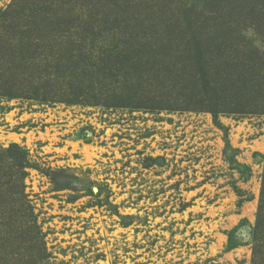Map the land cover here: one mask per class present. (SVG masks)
I'll use <instances>...</instances> for the list:
<instances>
[{
	"label": "rangeland",
	"instance_id": "374dc122",
	"mask_svg": "<svg viewBox=\"0 0 264 264\" xmlns=\"http://www.w3.org/2000/svg\"><path fill=\"white\" fill-rule=\"evenodd\" d=\"M12 1L0 0V9ZM128 6L108 13L140 20L139 30L86 34L82 46L98 64L103 57L99 50L117 47L114 52L124 56L127 41L150 45H138L146 52L135 74L112 70L111 86L104 90L118 98H143L145 105L153 104L152 111L0 97V149L18 144L40 168L28 170L25 193L46 234L51 262L251 264L264 173V88L257 85L263 75L249 81L247 114L219 116L239 165L247 167L239 172L225 156L224 132L209 112L193 106L200 101L198 77L181 35L158 24L195 7L208 17L209 7L197 0H136L133 9ZM249 10L248 5L242 11L239 26L246 28L241 32L264 54V8ZM73 13L85 14L79 8ZM148 21L156 25L147 29L143 23ZM15 24L10 17L0 19V48L6 54L25 44L9 43L5 36ZM71 34L54 40L55 51L77 41ZM227 52L221 60L229 55L231 65L236 64V55ZM2 62L0 69L11 67L8 57ZM3 72L1 81H21ZM69 77L52 81L59 82V92L69 95L71 88L83 85L87 93L90 76L80 74L83 80L75 79L73 87ZM225 100L227 105L232 99ZM236 188L250 199L241 207ZM241 220L247 223L235 234L240 246L229 250L228 233Z\"/></svg>",
	"mask_w": 264,
	"mask_h": 264
},
{
	"label": "trees",
	"instance_id": "16d2710c",
	"mask_svg": "<svg viewBox=\"0 0 264 264\" xmlns=\"http://www.w3.org/2000/svg\"><path fill=\"white\" fill-rule=\"evenodd\" d=\"M201 1L204 6L209 7L208 17L197 13L195 7L183 11L181 15L162 19L158 24L165 25L167 30L174 29L181 35L183 46L191 54L193 73L198 77L200 101L195 102L193 106L212 115L215 125L224 132L225 156L240 172L247 167L239 165L236 159L237 150L231 146L228 130L219 122V116L231 114L241 117L247 114L250 107L246 105L244 98L252 78L257 79L260 74L263 75L259 77L260 83L257 85L264 88V81L261 82L264 80V54L243 35L241 31L246 27L239 26L244 8L249 5V12L262 11L264 0ZM135 2L136 0H13L6 9H0L1 20L10 17L16 23L10 32L5 33L9 43L10 40L15 42V39L16 42L25 43L7 54L4 48H0V68L4 67L2 61L6 57L11 61V67L0 69V97L7 101L27 99L41 104L63 102L67 105H102L130 108L134 111H152L153 104L145 105L146 100L143 98H118L113 91L104 90L111 86L107 82L114 77L112 70L116 69L120 74L123 70V74L127 76H130L129 71L133 70L135 74V66L143 63L146 52L140 51L138 45L144 48L150 45L146 42L135 44L133 41H127L126 48L123 49L124 56L122 52H114L117 47H111L109 52L99 50L98 53L103 57L98 60V64L94 63L91 52H87L82 46L85 44L83 39L86 34L90 37L106 31L115 30L125 34L126 31L139 30L140 20L124 13H113V17L108 13V9L118 8V5L122 6L124 3L130 5L127 9H133ZM236 3L238 4L235 5ZM76 8L80 11L82 9L85 14L74 15ZM143 24L147 29L156 25L150 21ZM69 33H72L77 41L68 40V48L55 51L52 45L54 40L62 39ZM228 50L236 55V64L231 65L229 55L226 61L221 60ZM16 62L18 66H15ZM3 71H9L11 76L21 81H1ZM80 74L81 77L85 74L92 78L85 88L87 93H84L83 85H76L70 89L71 93L66 95V90L64 93L58 91L59 82H52L70 76V84H75V79L79 82L83 80L78 77ZM65 81L66 79L61 83L65 84ZM70 87H73V84ZM60 96L62 99H59ZM227 97L234 102L231 100L225 105ZM30 169L40 168L32 163L28 150L18 144H10L8 148L0 149V264H52V255L45 240L46 234L42 231L38 215L34 212L35 208L25 193V180ZM47 175L52 176L51 173ZM53 180L57 190H62L63 186L58 179L54 177ZM235 193L239 198L236 203L238 207L250 200L249 197H244L240 189L236 188ZM258 204L251 241V264H264V173ZM246 223L247 221L241 220L239 225L228 233L229 250L240 246L235 234Z\"/></svg>",
	"mask_w": 264,
	"mask_h": 264
}]
</instances>
